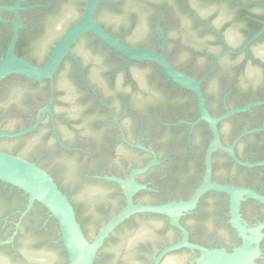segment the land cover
<instances>
[{
  "label": "flooded vegetation",
  "instance_id": "obj_1",
  "mask_svg": "<svg viewBox=\"0 0 264 264\" xmlns=\"http://www.w3.org/2000/svg\"><path fill=\"white\" fill-rule=\"evenodd\" d=\"M16 2L0 0V7ZM85 2L23 0L14 55L41 67L62 33L80 18ZM13 19L11 12H0V59L11 40ZM94 20L130 47L162 53L164 38L169 64L195 79L225 50L238 52L218 57L201 90L213 118L258 103L218 124L221 144L253 166L238 165L217 150L211 155L210 180L264 196V165H256L264 163V32L243 50L263 27L264 0H100ZM97 45L108 49L86 33L71 46L80 72L65 56L51 81L33 82L17 75L0 81V133L35 126L17 137H0V151L45 170L80 208L85 225L93 223L99 229L126 199L124 189L105 178L127 180L133 169L154 158L137 146L153 152L156 163L135 176L144 188L134 194L133 204L161 205L191 198L204 178L212 135L204 122L191 125L198 118L191 92L170 82L153 63L128 62L110 49L96 50ZM27 205V195L0 182V264H36L31 250H46L57 256L56 264H69L54 218L37 202L28 211ZM229 206L226 193L208 191L201 196L179 219L188 241L209 250L238 248L242 239ZM239 213L247 229H260V254L253 264H264V204L245 199ZM181 237L164 215L134 214L109 234L95 260L153 264ZM120 250L118 255L115 251ZM173 255L191 264L199 253L182 248L159 264Z\"/></svg>",
  "mask_w": 264,
  "mask_h": 264
},
{
  "label": "water",
  "instance_id": "obj_2",
  "mask_svg": "<svg viewBox=\"0 0 264 264\" xmlns=\"http://www.w3.org/2000/svg\"><path fill=\"white\" fill-rule=\"evenodd\" d=\"M23 0H17L14 6L0 7V12H11L14 19L11 23L12 34L5 57L0 59V81L8 75H17L33 82L52 80L54 73L60 65L62 59L67 56L76 65L79 70V64L76 58L70 53L71 46L83 34H91L97 41L110 49L112 52L120 55L128 62H151L159 68L160 72L167 77L177 87L191 92L196 100L198 107V118L191 125L204 122L211 132L212 139L205 152V172L201 184L196 188L191 198L187 201L169 202L161 205H135L133 196L143 186L135 182V176L145 172L150 166L156 163V157L153 152L137 146L153 155V160L142 168L133 169L127 180L115 177H106L107 181L116 182L124 189L125 205L101 226L94 238L88 241L81 229L80 224L75 217L74 209L67 196L62 193L51 176L35 163H31L21 157L0 151V182L18 189L28 196V211L34 202L42 205L50 215L56 220L61 240L68 256L69 264H93L96 254L109 234L121 223L138 213H154L164 215L168 218L169 224L175 227L182 234L178 243L164 248L154 259L153 264H159L162 258L174 251L182 248L195 250L199 256L191 264H253L259 256L258 243L260 239V229H247L240 218V204L245 199H253L264 204V196H261L251 189L231 187L227 185H218L211 182V155L220 150L226 153L235 163L244 167H251L252 164L244 163L238 160L232 147H225L221 144L218 133V124L220 121L234 115L244 112L251 106L258 103L248 104L243 108H237L233 111H227L224 115L213 118L205 105V98L201 90V83L207 79L215 70L218 57L227 53L236 54L230 50H225L219 56L214 58L212 67L200 78L195 79L186 72H181L172 67L165 55V39L161 46V52L143 47H130L124 45L117 37L112 36L105 31L95 20L94 15L100 0H86L80 18L66 29L56 45L52 49L47 61L41 67H35L27 60L14 55V47L18 37V30L22 28V22L18 14L19 4ZM264 32L263 27L252 36L244 45L243 50H247L248 45L257 39ZM80 72V70H79ZM82 81L87 85L85 79L80 74ZM91 90V89H90ZM92 91V90H91ZM96 97V95H95ZM97 98V97H96ZM98 100V98H97ZM99 101V100H98ZM48 111V110H47ZM35 126L15 134L0 133V137L13 138L31 132ZM264 165V163L256 164ZM208 191L226 193L230 196V214L232 224L242 239V244L231 252L224 249L209 250L199 245L191 244L188 241L187 231L180 225L179 219L190 210L194 209L198 199ZM87 229L92 227L87 225ZM121 255L120 251H115ZM31 256L36 264H56L57 256L46 250H31ZM184 257L173 255L168 258L165 264H183Z\"/></svg>",
  "mask_w": 264,
  "mask_h": 264
},
{
  "label": "trees",
  "instance_id": "obj_3",
  "mask_svg": "<svg viewBox=\"0 0 264 264\" xmlns=\"http://www.w3.org/2000/svg\"><path fill=\"white\" fill-rule=\"evenodd\" d=\"M88 41L92 42V38H86ZM122 42V41H121ZM123 43V42H122ZM124 44V43H123ZM96 50H104V48H102L101 46L97 45L96 47ZM104 51H109L108 49L107 50H104ZM59 188V187H58ZM60 189V188H59ZM61 190V189H60ZM69 200V198H68ZM70 202V200H69ZM71 203V202H70ZM72 205V203H71ZM73 209H74V212H75V217H76V220L77 222L80 224L81 226V229L83 231V234L85 236V238L88 240V241H91L92 238L94 237V235L96 234L97 232V227L95 226V224L93 223H89L88 225L92 227L91 230H88L87 229V225H85V223L83 222V213L82 211L80 210V208L78 209V206H75L74 204L72 205ZM54 222L56 223V228L58 229V225H57V222L56 220L54 219ZM107 242V240L105 241V243ZM106 245V244H105ZM104 247V246H103ZM66 261H67V257H66ZM94 264H100L99 260H95L94 261Z\"/></svg>",
  "mask_w": 264,
  "mask_h": 264
}]
</instances>
